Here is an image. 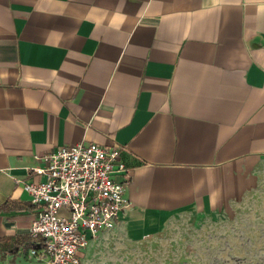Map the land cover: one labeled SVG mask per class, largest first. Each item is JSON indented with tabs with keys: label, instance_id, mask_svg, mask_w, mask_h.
I'll list each match as a JSON object with an SVG mask.
<instances>
[{
	"label": "crops",
	"instance_id": "0c3cea01",
	"mask_svg": "<svg viewBox=\"0 0 264 264\" xmlns=\"http://www.w3.org/2000/svg\"><path fill=\"white\" fill-rule=\"evenodd\" d=\"M78 142L121 148L116 227L240 205L264 181V0H0V264H44L11 251L25 183Z\"/></svg>",
	"mask_w": 264,
	"mask_h": 264
},
{
	"label": "built area",
	"instance_id": "2783aa9c",
	"mask_svg": "<svg viewBox=\"0 0 264 264\" xmlns=\"http://www.w3.org/2000/svg\"><path fill=\"white\" fill-rule=\"evenodd\" d=\"M120 155L118 146L78 142L38 156L44 164L33 171L46 177L25 183L36 205L31 231L40 238L30 256L44 264H82L91 237L116 227L132 206L129 171Z\"/></svg>",
	"mask_w": 264,
	"mask_h": 264
},
{
	"label": "rangeland",
	"instance_id": "374dc122",
	"mask_svg": "<svg viewBox=\"0 0 264 264\" xmlns=\"http://www.w3.org/2000/svg\"><path fill=\"white\" fill-rule=\"evenodd\" d=\"M82 264H264V181L225 215L183 213L147 234L105 231Z\"/></svg>",
	"mask_w": 264,
	"mask_h": 264
},
{
	"label": "trees",
	"instance_id": "16d2710c",
	"mask_svg": "<svg viewBox=\"0 0 264 264\" xmlns=\"http://www.w3.org/2000/svg\"><path fill=\"white\" fill-rule=\"evenodd\" d=\"M9 202L10 201L8 200L6 203H4L3 207L5 208L10 207ZM33 206H35L34 203ZM27 246H35V247L40 246V238L36 236L32 231H29L27 233L18 236L17 245L12 247L11 251L17 253L20 252V250L26 248Z\"/></svg>",
	"mask_w": 264,
	"mask_h": 264
}]
</instances>
